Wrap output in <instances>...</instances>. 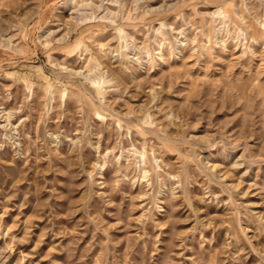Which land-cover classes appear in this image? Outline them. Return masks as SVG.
Instances as JSON below:
<instances>
[{"label":"rangeland","instance_id":"1","mask_svg":"<svg viewBox=\"0 0 264 264\" xmlns=\"http://www.w3.org/2000/svg\"><path fill=\"white\" fill-rule=\"evenodd\" d=\"M0 264H264V0H0Z\"/></svg>","mask_w":264,"mask_h":264}]
</instances>
